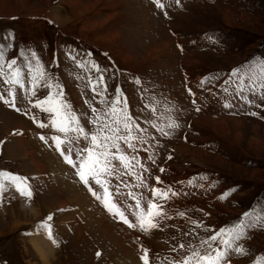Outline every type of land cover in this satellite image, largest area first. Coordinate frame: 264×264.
<instances>
[{"label":"rangeland","instance_id":"1","mask_svg":"<svg viewBox=\"0 0 264 264\" xmlns=\"http://www.w3.org/2000/svg\"><path fill=\"white\" fill-rule=\"evenodd\" d=\"M160 3L163 7L156 0H0V71L8 74L15 59L23 83H6L0 74V95L11 102L9 93H14L15 103L0 100V171L27 178L33 192L31 200L17 197L15 185L3 181L0 264H130L122 252L129 249L139 264H144L143 249L150 264H176L193 250L203 254L215 248L227 250L222 264H257L258 259L264 264V78L259 68L264 0ZM38 65L46 74L33 96ZM57 85L89 134L98 127L91 122L92 108L108 113L117 98V109L144 130L134 129L142 137L134 141L135 151L121 142L144 168L129 176L117 162V174L108 179L113 192L119 186L115 198L128 206L130 220L136 209L134 200L126 201L129 191L142 193L144 203L153 187L177 193L159 201L167 216L158 228L145 232L112 219L89 188L86 192L80 180L65 175L67 164L40 137L72 139L76 133L64 137L50 126V114L35 106ZM40 122L49 126L39 127ZM89 143L81 138L61 147L71 148L75 160L77 150ZM135 173L143 176L142 186H136ZM89 184L103 195L100 185L91 179ZM49 215L51 239L41 227ZM238 225L243 234L233 237L231 246L221 242L229 239L226 234L210 242L212 249L201 244L219 229ZM42 235L54 247L48 262L32 247L31 239Z\"/></svg>","mask_w":264,"mask_h":264},{"label":"snow or ice","instance_id":"2","mask_svg":"<svg viewBox=\"0 0 264 264\" xmlns=\"http://www.w3.org/2000/svg\"><path fill=\"white\" fill-rule=\"evenodd\" d=\"M179 2V0H177ZM158 7H163L160 3V0H156ZM34 55V54H33ZM4 52L2 47H0V61L3 60ZM17 64L15 59L11 60L8 63V69L10 72L8 74L2 73L6 76V83L15 84L23 87L22 83V70L19 67H14ZM93 67L98 66L93 63ZM260 73L262 78H264V61L259 62ZM34 75L32 77V95H36V86L42 77L45 76V72L41 66H37L33 70ZM234 71H239L234 70ZM103 77L100 78L98 83H102ZM46 87L51 88V84L45 85ZM105 85V90H106ZM264 87V84L261 85ZM93 91H96L95 85L93 86ZM119 91V90H117ZM13 96V100L10 102L8 99H5L0 95V100H3L5 104L11 103V106H15L14 103V93H9ZM103 97V93H98ZM102 103L104 100L102 99ZM119 103L118 98L114 99L110 106L108 113H100V110L93 107L92 112L96 113V118L91 122L93 124H98L97 131L95 133L89 134L85 129L80 125L78 117L71 110L70 106L63 99V92L59 90L57 85V91L49 93L44 99L37 100L35 106L40 107L42 111H45L50 114V126L55 128L58 132L63 133L64 137L68 136V133H76V136L72 139L62 138L60 135L51 137L57 150L60 151L61 155L64 157L65 161L72 165L77 170V175L80 180L89 187V191L92 193L96 199L101 200L105 208L112 214L118 216L124 223L129 224L130 227H139L142 231L149 232L152 229L159 227V220L166 218L167 213L163 210V205L159 202L162 200L170 199L171 196L177 195V193L172 192L171 189H162L159 187H153L151 190V198L144 203V197L141 193L139 196L133 192L129 191L127 196L135 201L136 211L133 213L135 216V223L130 222L128 216L125 213V210L121 208L119 203L116 201L115 197L119 195L120 190L119 186L116 187L115 192L111 189V184L109 177H113L117 174V162L123 166L126 170L125 174L131 176L134 174V169L139 167L144 168L143 164L135 156H130L125 148L121 147V142L126 146L127 149L136 150V144L134 141L141 140L142 137L134 135V129L136 131H144L140 129L139 124H133L130 114H128L124 109H117V104ZM19 109H17L18 111ZM199 110V109H198ZM255 115V113H253ZM111 117V119H109ZM49 124L43 122L39 123V127H48ZM170 127H175V124L169 125ZM123 130V132H122ZM162 131V130H161ZM167 134V133H165ZM42 140H45L44 136L40 137ZM89 140L90 143L88 146L81 150H77L76 159L72 157V149L69 148L67 153L61 147L65 143L71 144L73 140L79 139ZM171 158V157H169ZM151 159V157H149ZM78 161V163H77ZM147 171V169H144ZM161 172L164 171L163 168L160 169ZM0 198H2L3 193L5 192L4 180L11 181L16 189L20 192L22 196H26L31 200L33 192L31 187L26 183L24 177L17 176L12 173L0 171ZM135 178L138 181L137 187L144 184L143 176L140 173H135ZM90 179L95 182V184L100 185L103 189V195L98 194L94 191L89 184ZM158 183H160V177L155 178ZM127 188L128 185H125ZM183 216L184 213H179ZM247 215V213L245 214ZM52 216L49 215L41 223V227L47 229L49 238H52L51 225L47 223L50 221ZM227 235L229 239H224L221 242L225 246H231V239H239L243 234L242 226L238 225L233 229L221 228L215 234L209 237L208 240L201 241V244H208L209 249H212V244L210 242H215L223 235ZM55 243V241L53 240ZM180 248H184V245L181 244ZM235 252L240 254H245V250L242 247H236ZM144 255L141 257L144 260V264H150L148 258V249H143ZM214 253V254H213ZM99 256L100 253H97ZM228 255L227 250H221L220 248L212 249L211 251H205L203 254L200 251L193 250L191 255L184 257L181 261L176 262V264H222L224 258ZM257 264H260V260H257Z\"/></svg>","mask_w":264,"mask_h":264},{"label":"bare ground","instance_id":"3","mask_svg":"<svg viewBox=\"0 0 264 264\" xmlns=\"http://www.w3.org/2000/svg\"><path fill=\"white\" fill-rule=\"evenodd\" d=\"M205 120L211 124L212 126L215 125L216 121L215 119L212 118H205ZM21 126L24 127V125L26 124V122H21ZM25 123V124H24ZM198 154H200L198 152ZM63 205V203H62ZM35 211H37V208H33ZM25 211L30 210L25 208ZM32 210V208H31ZM34 235H36L34 232H32ZM42 233V232H41ZM33 235V236H34ZM43 236V235H42ZM46 236L43 237H33L31 239L32 241V247H34V250L37 252V254L39 255V257L42 259L43 262H48L50 261V256L54 253V247L52 248V245L49 244L47 241H45ZM47 240V239H46ZM123 254L130 260V264H139V262L137 261V259L134 258V253L131 249L126 250V251H122Z\"/></svg>","mask_w":264,"mask_h":264}]
</instances>
